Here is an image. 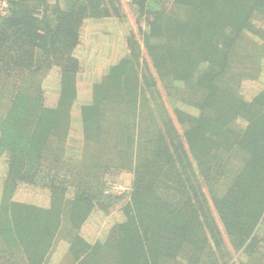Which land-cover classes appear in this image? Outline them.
<instances>
[{"label": "trees", "instance_id": "trees-1", "mask_svg": "<svg viewBox=\"0 0 264 264\" xmlns=\"http://www.w3.org/2000/svg\"><path fill=\"white\" fill-rule=\"evenodd\" d=\"M125 2L138 36L87 72L82 29L121 0L0 15V264H264V0Z\"/></svg>", "mask_w": 264, "mask_h": 264}, {"label": "rangeland", "instance_id": "rangeland-1", "mask_svg": "<svg viewBox=\"0 0 264 264\" xmlns=\"http://www.w3.org/2000/svg\"><path fill=\"white\" fill-rule=\"evenodd\" d=\"M121 1L123 7L122 9L125 13V17L121 19L122 21L120 20L122 22V24H120L121 28L117 20H111L109 22H101V21L97 23L91 22L90 25H89L90 22H88V25L84 26V28L82 29L81 36L83 38V42L88 46V47L86 46V49H88V51L87 52L84 51L82 46H79L78 50L76 51V54L83 59L86 58L84 72H87V64L92 65L96 61L99 64L100 62L108 58L109 53L112 55L111 60H115L117 56L122 54L123 52V45H122L123 37H121V34L123 35L122 25L123 27L128 26L132 28L136 32V35L138 36L139 33L135 22V17L130 12V9L127 6L125 0H121ZM117 26L119 27L118 29ZM115 30L117 31V33H114ZM117 34L120 35V38L116 37ZM95 50H98V53H95ZM101 52L104 53L105 55H99ZM142 52L144 56H147V53L143 46H142ZM95 55L97 57L96 60H94L95 62L90 60V58H87ZM245 63H246L245 66H242L240 69L246 68L248 66L251 67L253 65L250 62H245ZM250 73H251V69H250ZM246 86H248V84H246ZM162 95L167 105V98L163 93ZM115 176L116 177L109 178L108 190L118 195L125 194L129 189V185L131 181V173L122 171L121 173H118ZM23 196L35 198L38 200V202L44 201V196L41 192L37 193L26 187H22L20 189L19 197L22 198ZM117 205H119V203L114 205V207L111 208L110 213L107 215L99 212L96 213L97 215L91 216L89 222H87L83 228L84 229L83 233L87 235V238H92V237L95 238L101 236L103 233H105V231L114 221L120 218V214L117 211L118 208Z\"/></svg>", "mask_w": 264, "mask_h": 264}, {"label": "built area", "instance_id": "built-area-1", "mask_svg": "<svg viewBox=\"0 0 264 264\" xmlns=\"http://www.w3.org/2000/svg\"><path fill=\"white\" fill-rule=\"evenodd\" d=\"M9 10V0H0V15L7 14Z\"/></svg>", "mask_w": 264, "mask_h": 264}]
</instances>
